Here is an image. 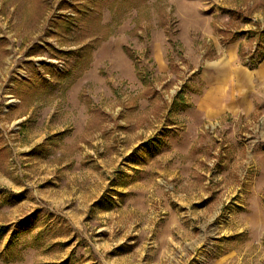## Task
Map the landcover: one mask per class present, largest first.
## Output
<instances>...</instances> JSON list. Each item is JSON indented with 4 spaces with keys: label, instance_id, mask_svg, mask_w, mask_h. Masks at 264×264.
<instances>
[{
    "label": "rangeland",
    "instance_id": "rangeland-1",
    "mask_svg": "<svg viewBox=\"0 0 264 264\" xmlns=\"http://www.w3.org/2000/svg\"><path fill=\"white\" fill-rule=\"evenodd\" d=\"M0 264H264V0H0Z\"/></svg>",
    "mask_w": 264,
    "mask_h": 264
},
{
    "label": "crops",
    "instance_id": "crops-1",
    "mask_svg": "<svg viewBox=\"0 0 264 264\" xmlns=\"http://www.w3.org/2000/svg\"><path fill=\"white\" fill-rule=\"evenodd\" d=\"M249 107H250V105H249Z\"/></svg>",
    "mask_w": 264,
    "mask_h": 264
}]
</instances>
